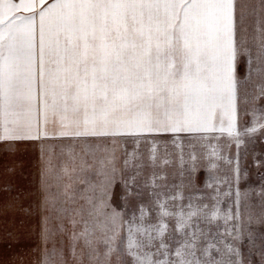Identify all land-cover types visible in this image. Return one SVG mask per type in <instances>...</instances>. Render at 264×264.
Masks as SVG:
<instances>
[{"label":"snow or ice","instance_id":"snow-or-ice-1","mask_svg":"<svg viewBox=\"0 0 264 264\" xmlns=\"http://www.w3.org/2000/svg\"><path fill=\"white\" fill-rule=\"evenodd\" d=\"M258 133L264 0H0V149L40 146L38 203L11 205L40 264H245L257 235L264 264V185L217 174Z\"/></svg>","mask_w":264,"mask_h":264},{"label":"rangeland","instance_id":"rangeland-1","mask_svg":"<svg viewBox=\"0 0 264 264\" xmlns=\"http://www.w3.org/2000/svg\"><path fill=\"white\" fill-rule=\"evenodd\" d=\"M258 3V0H250ZM244 143L237 149L235 144L226 148L223 155L233 161L232 165L219 162L218 175L232 177L231 169L238 159L240 180L235 187L244 192L259 190L264 185V134L244 137ZM42 166L40 146L38 144H19L12 152L0 149V264H40L41 243L39 239V218L37 215L26 216L11 207L18 195L25 207H36L39 199L38 186ZM178 162L169 168V173L176 171ZM207 174L201 172V183ZM178 182V177H177ZM227 190V186H223ZM119 185L114 189L118 193ZM259 235L254 246L245 236L240 244L241 258L247 264H260Z\"/></svg>","mask_w":264,"mask_h":264}]
</instances>
